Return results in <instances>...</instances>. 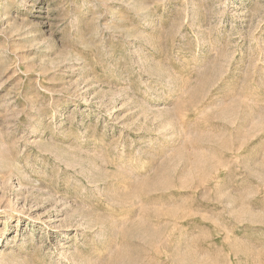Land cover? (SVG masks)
<instances>
[{
    "label": "rangeland",
    "instance_id": "rangeland-1",
    "mask_svg": "<svg viewBox=\"0 0 264 264\" xmlns=\"http://www.w3.org/2000/svg\"><path fill=\"white\" fill-rule=\"evenodd\" d=\"M0 264H264V0H0Z\"/></svg>",
    "mask_w": 264,
    "mask_h": 264
},
{
    "label": "bare ground",
    "instance_id": "bare-ground-1",
    "mask_svg": "<svg viewBox=\"0 0 264 264\" xmlns=\"http://www.w3.org/2000/svg\"><path fill=\"white\" fill-rule=\"evenodd\" d=\"M237 136V135H236ZM247 142V141H246ZM216 149V148H215ZM221 150V149H220ZM218 153V152H217ZM212 159V158H211ZM228 160V159H227ZM201 163V162H200ZM204 171V170H203ZM225 171V170H224Z\"/></svg>",
    "mask_w": 264,
    "mask_h": 264
}]
</instances>
